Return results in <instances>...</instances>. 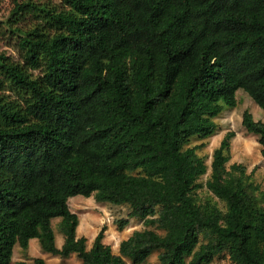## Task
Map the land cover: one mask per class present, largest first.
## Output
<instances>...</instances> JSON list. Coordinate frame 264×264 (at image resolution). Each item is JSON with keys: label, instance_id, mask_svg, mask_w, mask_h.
Wrapping results in <instances>:
<instances>
[{"label": "trees", "instance_id": "16d2710c", "mask_svg": "<svg viewBox=\"0 0 264 264\" xmlns=\"http://www.w3.org/2000/svg\"><path fill=\"white\" fill-rule=\"evenodd\" d=\"M62 1L59 12L16 2L0 25V40L19 33L21 56L0 49V264L31 239L78 264H144L154 251L156 264H214L221 254L264 264V185L245 180L240 164L225 168L234 133L214 150L204 184L208 166L190 146L215 134L238 90L264 113V0ZM28 12L45 24L12 26ZM242 125L264 159V122L244 110ZM203 186L222 208L199 201ZM76 195L126 205L117 228L132 218L144 228L114 253L102 226L88 248L68 205Z\"/></svg>", "mask_w": 264, "mask_h": 264}, {"label": "rangeland", "instance_id": "374dc122", "mask_svg": "<svg viewBox=\"0 0 264 264\" xmlns=\"http://www.w3.org/2000/svg\"><path fill=\"white\" fill-rule=\"evenodd\" d=\"M16 2H28L38 7H45L49 10L66 11L67 5L62 0H0V25L1 22L9 20L10 13L15 7ZM12 26H19L21 29L27 30L34 23L45 24L46 18L42 15H35L33 12H28L24 17ZM6 31L1 36L0 49L13 60L21 63V56L16 47L17 36ZM32 75L36 76L38 70H30ZM2 94L7 95L9 100L19 99L20 93L15 90L5 89L1 91ZM20 94V95H19ZM237 104L234 107L226 106L223 111L214 119L216 123L215 134L209 137H195L191 140L190 146H196V153L202 157L208 166L207 174L199 179V182L205 183L210 174V165L213 159L214 150L220 145V142L228 132H233L234 135L229 141V160L225 163V168L230 170L232 164H240L244 167L245 171L243 178L248 182L259 184L261 187L264 185V159L260 153V145L257 141V136L249 133L242 125V114L244 110L251 112L255 120L264 122V113L256 105V103L242 90L236 92ZM236 174V173H235ZM199 201L210 198L212 201L217 202L219 207H223V203L215 198L208 189L203 186L197 191ZM69 208L72 212L76 213L79 217V225L77 227V236H85L87 238V247L91 243L102 228L106 227L104 232V243L108 244L114 253H118L119 243L129 237L133 231L144 228L141 220L130 219L129 224L122 230L117 228V220L126 217L129 208L126 205L118 206L109 203L97 202L93 196L84 197L76 195L69 198ZM60 218H54L51 221L52 227L55 232V241L58 247L63 243V235L59 232ZM201 242H204L205 237L200 236ZM157 251H154L144 264L157 263ZM34 257H41L47 264H78L79 259L76 254H71L67 258L53 256L41 250L38 241L31 239L29 248L25 254L22 249L16 245L13 249V256L11 264H16L20 260L31 261ZM214 264H234L231 262L227 254H221L214 259ZM128 264H131L128 262Z\"/></svg>", "mask_w": 264, "mask_h": 264}]
</instances>
